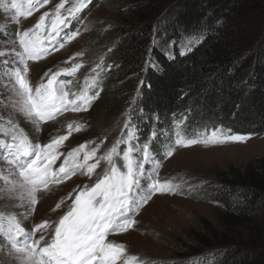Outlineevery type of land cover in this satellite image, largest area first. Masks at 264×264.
Returning <instances> with one entry per match:
<instances>
[{"label":"snow or ice","instance_id":"1","mask_svg":"<svg viewBox=\"0 0 264 264\" xmlns=\"http://www.w3.org/2000/svg\"><path fill=\"white\" fill-rule=\"evenodd\" d=\"M48 2L0 0V7L10 13L13 21L18 22L19 17L30 16ZM67 2L61 0L56 5L50 24L46 22L49 13L45 12L33 28L17 31L15 36L19 50L13 47L9 58L2 62L5 66L3 76L7 77L5 87L10 92L5 107L12 111L7 117L0 115V148L3 149L0 161L6 165L0 166V199L18 200L20 203L15 207L28 206L19 215L0 212V237L6 242L3 255L15 260L16 264H146L138 256L128 254L123 243L115 242L110 237L133 229L138 223L136 216L154 196L182 194L180 183L159 178L162 161L150 148L151 141L157 136L156 128L141 145V129L138 124L132 123L129 116L122 135L107 152L97 155L104 141H89L64 153L60 151L64 142L73 132L81 131L82 125L76 124L74 127L73 123H69L67 135L54 136L48 143L40 144L33 141L16 119V114L22 115L39 132L41 125L55 121L64 113L88 111L100 95L99 91L92 93V89L98 87L96 78L89 81L85 77V87L79 93L68 90L71 80L59 79L61 76H75L83 66L78 62L55 72L49 69L35 87L29 81L30 61L37 62L51 55L79 35V30L65 32V29L70 27L71 20L76 19L91 0H73L72 6L66 10L67 15H62L61 9L65 8ZM203 38L200 32L184 36L180 44V56L192 51ZM175 48L176 43L169 41L168 46L162 49L165 57L175 60ZM3 55L0 52V56ZM74 60L75 56L65 63ZM146 63L154 70H163L158 62ZM101 66L97 65V68ZM144 87L151 91V82L142 80L140 89ZM137 95L143 99L142 91L138 90ZM139 111L143 114V106ZM179 123L173 122L174 131L162 153L164 159L172 157L178 147L243 143L251 138L250 134H233L231 129L222 126L188 137L177 127ZM121 145L126 146L122 152ZM137 153L139 155H135ZM61 157L63 162L54 168L53 165ZM101 161L106 166L101 167ZM98 168L101 170L97 171ZM77 174L94 182L78 186L56 204L53 211L62 205L67 207L58 221L45 220L31 229L25 228L21 217H27L34 211L38 202L37 194ZM37 232L40 233L38 239L35 238ZM0 264H9V261L0 260ZM212 264H215V254Z\"/></svg>","mask_w":264,"mask_h":264},{"label":"trees","instance_id":"2","mask_svg":"<svg viewBox=\"0 0 264 264\" xmlns=\"http://www.w3.org/2000/svg\"><path fill=\"white\" fill-rule=\"evenodd\" d=\"M107 4L121 25L101 33L104 45L115 43L96 76L104 91L94 110L113 120L140 90L143 99L136 100L147 124L169 130L184 119V133L220 126L233 134L264 133V0H91L69 30ZM193 32L203 41L180 56L184 36ZM169 41L176 43L175 60L162 51ZM142 80L151 91L140 89ZM140 136L144 143L150 135L143 129ZM217 179L220 185L209 190L220 206L215 224L203 221L177 240L176 264H212L213 254L215 264H264V157L232 164Z\"/></svg>","mask_w":264,"mask_h":264},{"label":"rangeland","instance_id":"3","mask_svg":"<svg viewBox=\"0 0 264 264\" xmlns=\"http://www.w3.org/2000/svg\"><path fill=\"white\" fill-rule=\"evenodd\" d=\"M60 2L61 0H49L47 4L34 11L30 16L26 18L19 17L18 22L13 21L10 13L0 7V26H2L0 28V52L4 53L3 56H0V115L7 117L8 113L12 111L11 108L5 107L10 92L5 87L7 77L3 76L5 66L2 62L9 58L10 50L13 47L19 50L15 33L33 28L45 12L49 13L46 22L50 24L56 5ZM72 3L73 0H68L65 8L61 9L62 15H67L66 10L72 6ZM83 10L77 14V17L84 12ZM120 25L121 21L111 4L102 6V8H91L84 16L79 27L76 28V30H79V35L75 39L66 43L63 48L51 55L37 62H29L28 78L30 83L35 87L41 82V77H44L45 72H48L49 69L55 72L61 68L71 67L73 62H78L83 66L75 76H61L59 79L71 80L72 83L68 85V90L79 93L85 87V77H88L91 81L104 71L106 54L112 50L115 43V40L111 39L109 40L110 44L104 45L103 43L108 41V38L104 34L101 35V33L111 31ZM13 41H15V44H13ZM77 53H82V55L77 56ZM74 56V61L65 63V61H69L70 57ZM31 63L38 64L30 66ZM97 65L102 66L97 68ZM94 68L96 69L95 72L92 71ZM105 68V70H108V67ZM96 91H99L100 95L92 102L88 111L64 113L55 121H49L41 125L39 132L22 115L16 114V119L21 127L29 133L33 141L40 144L48 143L54 136L67 135V125L69 123H73L74 127L76 124H80L83 126L82 130L73 132L69 139L64 142V146L60 151L66 153L89 141H96V143L104 141L97 155L107 152L122 135L125 121L129 116H131L132 123L142 126L149 135L155 127L156 137L159 139L155 143L159 148L152 146L150 148L157 154V158L162 161L159 168V178L162 181L171 179L174 183H180L182 185L180 193L182 194H158L154 196L136 216L138 223L133 229L126 233L113 234L110 239L123 243L128 254L138 256L141 260L146 261V264H176L178 262L177 252L174 247L178 244L177 240L185 237L190 228L196 227L197 224H201L203 221L207 224H215L217 210L220 206L210 199L209 190L220 185L217 173L232 164L243 167L252 158H263L264 133L250 134L251 138L243 143H228L208 147L201 144L187 148L178 147L172 157L164 159L162 153L171 138L172 128L168 130L163 123L158 125L147 124L146 118L139 111V102L136 100L138 95H134L133 98L129 99L130 101L123 106L122 111L113 120H110V118L105 117L103 111L94 110L93 108V105L99 102L103 94V86L92 89V93ZM183 127L179 126L178 128L183 132ZM205 130L195 131V133H183L188 137H192L205 132ZM124 134L126 135V130H124ZM4 139L8 138L5 137ZM139 143L143 145L141 136ZM91 146L94 147L95 145ZM124 147L126 146H120L121 152ZM62 162L63 157L53 167L58 168ZM120 163L122 164V161ZM0 166L6 167L2 164V161H0ZM104 166H106L105 162L101 161V167ZM100 170V168L97 169V171ZM92 182L94 181H90L88 177L77 174L61 184L50 185V190L37 194L38 202L34 211L27 217H21L23 226L31 229L34 225L45 220L58 221V218L67 211V207L62 205L61 208L53 211L56 204L73 189ZM19 203L18 200L0 199V212L19 215L28 207L26 204L24 207H15ZM66 203L70 204V201ZM39 236L40 233L37 232L35 238L38 239ZM5 248L6 242L0 237V260H8L9 264H16L15 260L3 255Z\"/></svg>","mask_w":264,"mask_h":264},{"label":"bare ground","instance_id":"4","mask_svg":"<svg viewBox=\"0 0 264 264\" xmlns=\"http://www.w3.org/2000/svg\"><path fill=\"white\" fill-rule=\"evenodd\" d=\"M39 63V62H38ZM38 63H31L30 66H36Z\"/></svg>","mask_w":264,"mask_h":264}]
</instances>
